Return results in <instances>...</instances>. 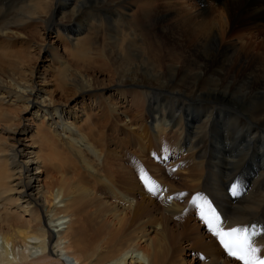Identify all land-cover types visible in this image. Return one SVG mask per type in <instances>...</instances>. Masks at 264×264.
<instances>
[{
	"label": "bare ground",
	"instance_id": "6f19581e",
	"mask_svg": "<svg viewBox=\"0 0 264 264\" xmlns=\"http://www.w3.org/2000/svg\"><path fill=\"white\" fill-rule=\"evenodd\" d=\"M32 19L43 33L56 27L81 62L117 64L116 71L109 68L119 77L109 83V115L128 117L123 124L139 130L146 111L155 135L177 134V141L162 144L163 155L169 162L173 151L172 166H183L184 157L188 163L176 169L181 181L163 177L161 186L201 193L221 212L222 228L258 223L264 232V0H0V67L7 66L0 69V264H64L56 248L72 264H164L167 253L160 238L149 236L154 230H127L134 200L115 192L106 174L114 169L112 157L126 169L116 151L101 159L102 133L91 136L94 125L82 129L92 113L59 106L49 89L24 78L23 55L9 38L19 36L12 27ZM77 79L83 97L107 87ZM126 83L148 88L123 93L118 86ZM175 91L195 104L169 95ZM95 158L105 162L103 175ZM87 181L92 188L79 185ZM233 182L240 189L229 197ZM96 203L105 208L94 209ZM183 205L172 202L164 211ZM181 223L208 255L205 264H240L223 257L195 217ZM253 246L259 256L264 235Z\"/></svg>",
	"mask_w": 264,
	"mask_h": 264
},
{
	"label": "rangeland",
	"instance_id": "374dc122",
	"mask_svg": "<svg viewBox=\"0 0 264 264\" xmlns=\"http://www.w3.org/2000/svg\"><path fill=\"white\" fill-rule=\"evenodd\" d=\"M43 1L44 0H39V2H43ZM49 1L50 0H45V2L48 4ZM112 15L114 18V14H111V16ZM89 18H91V16ZM37 20L32 19L24 22L19 26L11 28L13 31L18 32L19 34L18 37H12V38L8 37L10 39L9 43L11 44V48L13 46V51L15 50L19 52L20 56L23 55V63L19 69H23L26 72L24 78L28 81V83L32 81L31 82L32 85H35L34 84L35 82L39 84V86L43 85L42 88H47V91L49 89L47 95L49 97L52 96V100L58 103L59 106L63 108L67 107L70 110H72V108H76V110H80V111L83 110L87 113H92L90 118L87 119L88 120V122L86 123L87 127L84 123H82L83 124L81 125L82 129L88 130L89 127L94 125L92 127L93 132L91 133V136H93L96 133L94 135V138H96L97 133L98 134L102 133L101 140H98L99 143L103 145L101 150L102 153L100 156L101 159L107 158V156L109 155L108 152L110 153V151L113 152L116 151L115 152L116 158L117 159L120 158L119 161L124 164L125 166L124 169H126L123 171L120 167H117V162L112 157V160L114 161V164H112V166L114 167V169H108L106 174L107 176L112 178L110 183L113 184V185L111 184V186L113 190L115 189L114 190L115 192H117L118 194L122 193V195L125 196L124 197L125 199L127 197L134 200L133 205H131V207L127 209L130 210V212L132 213V217H130V219L128 220L129 227L127 230L133 228L135 229L138 226H145V229H147V231L148 229L154 230L153 232L150 233L149 236L152 239L160 238L163 241L167 251L164 264L208 263L209 261L208 255H206L204 252L194 247V239L192 238L191 235H189L191 232L188 229L189 225L188 224L183 225V223H181L182 218L184 219L185 216L186 217L190 216L194 218V216H192V209L190 208V205L187 204V199L190 193H194L196 190L193 189L194 190L193 191L189 189L187 185H185L183 189L179 190L178 193L176 192L178 190L172 192V194L174 195L173 196L171 193H169V190L171 191L169 187L165 188L162 186V190L164 191L162 196H154V197L149 196L146 193H144L136 178L137 174H139L138 166L135 167L137 172L135 176L133 170L131 169V165L127 163V160L133 155L132 151H134V155L138 157L140 160V166L145 168L157 181H160L159 179L163 180V177H168L169 179L171 178V180H173L174 183H178L179 181H181L179 179L181 173L179 170H177L179 173L178 175L176 169L178 166L181 167V168L178 167L179 169H182L183 167L186 166L185 163L186 164L188 163L186 162L185 159L186 157L183 158L184 160L183 162H185L183 166L182 164L179 163L178 166L176 165V169L172 170L171 169L172 165H170L169 163L173 158V153H172L173 151L172 152L169 151L168 154L170 155V161L167 164H164V166L162 167L163 171H160L161 174L157 172V169L153 168L154 164L155 165H159V164L154 162L152 158H148V155L150 157L152 155V154L150 155L152 149H155V154L159 155L160 153L159 148L166 147V145L162 146V144L172 143L177 141L176 140L178 138L177 134L168 133L165 135L166 137L155 135L154 134L155 131L152 130L151 127L148 126V124L150 122L154 127L153 124L156 122L151 121L148 115L145 114L147 112L144 111V109L142 110L141 108L140 110L142 111V113L144 111V114L142 118L138 119L139 123L141 124L140 125L141 128L139 130L138 128L137 130L132 129L130 126L123 124V122H125L128 119V117H124L119 114L120 117L119 119H117V117L112 113L109 115L108 101L106 100V95L107 92L109 90H112L114 87L113 84H109V83L112 82L115 78H119L113 72L116 71L115 67L117 66V64H115L113 60H109V59L105 60L106 65L109 68H111V70H113L111 71L107 67L99 68V64L101 63L98 62V60H96L95 57L91 58L90 63L92 64L87 65L86 63L81 62L76 57L72 56L71 52L68 51L74 49V47L71 46L69 43H67L64 37L58 38V36L55 33L56 27L50 29L52 27L48 26L47 28H45L46 30L44 34L42 25ZM88 23H90V19L86 21L85 26H88ZM73 25L76 26L75 23H73ZM2 38L3 37H0V40ZM46 48L48 51H46ZM65 48L67 49V51ZM13 51L8 49L7 53L9 55H12ZM48 52L51 53L49 54ZM54 53L55 54L57 53V56ZM47 58L49 59V61H46ZM6 68L7 66L0 67L1 70H4ZM5 74H8V72L6 71ZM0 76L3 77L2 75ZM77 78L79 79L89 78L91 83L104 82V85L107 84V87L105 88L103 87L104 89L102 90L100 89L98 91L86 93V95H84L83 97L82 96L83 93L77 91L79 85V81ZM17 80L21 87L23 84L21 77L17 76ZM43 81H45V83L40 85V83ZM128 84L129 83H126L125 85H119L118 89L124 93L126 92V90L131 91V90H137L138 88L141 89L148 88L144 86L135 87V86H130ZM103 91L105 92V94L103 95L105 97L102 96L100 97L98 94L103 93ZM96 93H98L97 95H95L97 99H95L96 102L93 103L91 102L90 99L94 98L95 96H93V94ZM128 95L129 94L127 91L126 93L127 98H129ZM169 95H171L174 98L179 97V99L184 100L185 103H188L190 105L191 104L193 105L196 102L194 100L192 101L187 95L177 93L176 91L173 94L171 93ZM114 97L115 96H113L112 99H114ZM22 104H25V102L21 101V106ZM121 127L123 128L125 127L126 129H123ZM128 130L134 132L135 136L139 138L135 141V143H134L135 136H132L130 131ZM20 135L23 136V134H19L18 136ZM10 137H14V136L10 135ZM161 137L164 138L162 139ZM7 142L8 143L12 142V140L7 139ZM185 155L186 152L185 150H183L182 155H180L177 158L183 157ZM101 159L95 158L96 161L95 163L98 165H96L94 168L97 171H99L100 174L103 175L105 172V162L103 163ZM79 185L83 188H89V189L92 188V183L90 181H87L86 183L85 182L80 183ZM98 189L99 187L96 186V191H98ZM170 194L172 195V199H168ZM108 198L113 200L112 197L111 198L108 197ZM106 200L107 199L103 198L101 201L105 202ZM125 201L126 200H123L122 202ZM172 202L173 203L178 202V204L180 202V204L182 205L184 204V205L180 209H177V211L168 210L165 212L164 210L167 208V204L169 203L171 204ZM13 205L14 202L10 205V207L12 206V208L14 209L15 205L14 206ZM96 208H105V205L104 204L98 205L96 203L94 209ZM88 213L91 214L92 212L90 213L89 211ZM151 224L157 225L158 228L156 229V226L152 228ZM189 224L191 225L192 223L190 222ZM203 232L204 234H206L204 230ZM53 244L54 243L52 242V245ZM217 248L221 250L218 246ZM34 250L35 249H31V251ZM56 250H57L56 253L63 260V262L65 261L64 264H72V262H74L73 259L67 257L66 255L61 256L63 254V252H61L62 250H59L58 248H56ZM199 254H205L203 255L204 256L203 260L198 259L197 256ZM223 257L225 256L223 255Z\"/></svg>",
	"mask_w": 264,
	"mask_h": 264
},
{
	"label": "snow or ice",
	"instance_id": "6c2138e0",
	"mask_svg": "<svg viewBox=\"0 0 264 264\" xmlns=\"http://www.w3.org/2000/svg\"><path fill=\"white\" fill-rule=\"evenodd\" d=\"M237 188L238 186H233V194L236 193ZM148 190L153 191L151 188ZM192 203L197 205V199L194 198ZM199 218L204 222L208 231L218 238L220 245L229 257L242 262V264H264V259L257 254L258 249L253 246L257 235L255 228L250 230L237 227L224 231L220 227L219 216L206 202L199 205ZM260 235H264V232Z\"/></svg>",
	"mask_w": 264,
	"mask_h": 264
}]
</instances>
